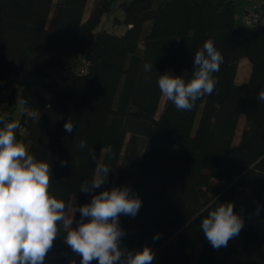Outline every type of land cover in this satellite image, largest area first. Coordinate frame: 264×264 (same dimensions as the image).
Here are the masks:
<instances>
[{
    "label": "trees",
    "instance_id": "obj_1",
    "mask_svg": "<svg viewBox=\"0 0 264 264\" xmlns=\"http://www.w3.org/2000/svg\"><path fill=\"white\" fill-rule=\"evenodd\" d=\"M88 3L57 0L47 25L53 0H0V81L3 90L16 84L9 120L18 92L23 143L50 163L51 194L89 203L80 185L97 163L106 164L111 171L93 194L127 186L142 201L134 218H119L122 247L149 246L152 264H223L228 249V264H264V232L251 224L264 218V103L256 99L264 87V24L236 27V0H94L85 16ZM115 5L120 35L101 29ZM207 39L224 57L215 90L190 111L165 100L158 113V76L189 79ZM241 59L250 73L237 83ZM145 63L153 64L151 73ZM69 118L72 133L64 131ZM221 195L251 203L239 248L230 239L214 249L200 227ZM63 235L44 264H81Z\"/></svg>",
    "mask_w": 264,
    "mask_h": 264
},
{
    "label": "clouds",
    "instance_id": "obj_2",
    "mask_svg": "<svg viewBox=\"0 0 264 264\" xmlns=\"http://www.w3.org/2000/svg\"><path fill=\"white\" fill-rule=\"evenodd\" d=\"M178 39V38H177ZM224 61L212 39H207L194 55L189 79L173 76L170 71L159 75L157 85L163 98L178 111H190L196 101L211 95L219 82L214 75ZM153 64L145 63L144 72L151 73ZM145 79H150L149 75ZM264 103V87L257 93ZM20 122L0 114V264H44L54 240L61 232L64 242L81 256V264H152L154 252L149 246L132 251L121 246L126 235L121 228V215L135 217L142 207L141 199L131 194L129 187H113L93 194L106 182L111 168L96 164L91 180L81 183L79 191L91 194L89 203L75 205L56 198L50 192L51 165L37 159L23 142L17 140ZM74 123L69 118L64 131L72 133ZM80 149L86 141L80 140ZM93 161L95 153H90ZM78 167L79 162H72ZM61 167L67 161L61 160ZM80 220L73 227L75 213ZM200 227L214 249L226 247L244 227L241 216L234 212L232 202L218 204L207 211ZM75 264V261H72Z\"/></svg>",
    "mask_w": 264,
    "mask_h": 264
},
{
    "label": "rangeland",
    "instance_id": "obj_3",
    "mask_svg": "<svg viewBox=\"0 0 264 264\" xmlns=\"http://www.w3.org/2000/svg\"><path fill=\"white\" fill-rule=\"evenodd\" d=\"M93 2H94V0H89L85 16L88 15V13H89L92 5H93ZM56 3H57V0H53L51 11H50V14H49V17L47 20V25H49V22L51 20V16L53 14L54 8L56 7ZM252 9H253L252 7L248 8V10H251V11H252ZM246 10H247V5H246L245 0H236V15L239 17H242ZM262 11H264V9H262ZM115 17L118 19H121V12L118 10L117 5H115L113 7L112 14L110 16L103 18V21L101 24V29H103L107 32H110V33L120 35L124 32L125 28L123 26H120V25L119 26L114 25V18ZM235 25H236V27H242L240 20H237L235 22ZM249 73H250V64H249L248 60L247 59H241L239 61L238 67H237L235 81L237 83H244L248 79ZM15 86H16V84H12L10 87L4 89L3 94L8 96L9 93L11 92V90L15 88ZM39 91H41V90H39ZM164 102H165V98L162 97L160 104H159L158 113L161 111V109L164 105ZM21 110H22V103L20 100V96H19L18 92H15V108H14V113H13L14 120H18V118L20 117ZM243 126H244V120H243V117H241L238 121L235 139H237L239 137ZM72 198H74V197H72ZM218 202L220 204L232 202L234 205V212L236 214H238L239 216H241L243 221L245 218H247L249 216L250 211H251V203L248 202L247 200H245L243 197H240V196L221 195L218 198ZM74 203L76 205V199L75 198H74ZM244 223H245V221H244ZM251 224L255 226V228L257 229V231L259 233L264 232V218L251 220ZM73 227H76L75 223H73ZM241 241H242V234L240 232L238 236L231 239V246L235 247V248H239ZM229 255H230V249H228L226 251V257H225L223 264H228Z\"/></svg>",
    "mask_w": 264,
    "mask_h": 264
},
{
    "label": "built area",
    "instance_id": "obj_4",
    "mask_svg": "<svg viewBox=\"0 0 264 264\" xmlns=\"http://www.w3.org/2000/svg\"><path fill=\"white\" fill-rule=\"evenodd\" d=\"M260 16L259 14H251L246 16L244 19V26H253L256 24L260 23ZM9 98L8 96L3 94V87H2V82L0 81V114H6L8 119H9V112H10V103H9ZM20 137V142H24L25 139V132L23 129L20 127L18 130H16Z\"/></svg>",
    "mask_w": 264,
    "mask_h": 264
},
{
    "label": "crops",
    "instance_id": "obj_5",
    "mask_svg": "<svg viewBox=\"0 0 264 264\" xmlns=\"http://www.w3.org/2000/svg\"><path fill=\"white\" fill-rule=\"evenodd\" d=\"M246 5H247V10L244 12V15L242 17H239L236 15L235 17V22L237 20H240L241 25L243 26L244 19L246 16L251 15V14H259L260 16V24H264V0H245ZM249 7H252V11L248 10Z\"/></svg>",
    "mask_w": 264,
    "mask_h": 264
}]
</instances>
